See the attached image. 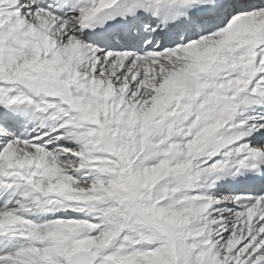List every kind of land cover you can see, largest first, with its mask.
I'll return each instance as SVG.
<instances>
[{
    "label": "snow or ice",
    "instance_id": "obj_1",
    "mask_svg": "<svg viewBox=\"0 0 264 264\" xmlns=\"http://www.w3.org/2000/svg\"><path fill=\"white\" fill-rule=\"evenodd\" d=\"M0 264H264V0H0Z\"/></svg>",
    "mask_w": 264,
    "mask_h": 264
}]
</instances>
